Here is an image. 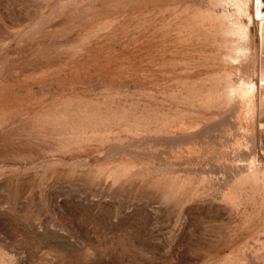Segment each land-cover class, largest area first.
<instances>
[{"label": "rangeland", "instance_id": "obj_1", "mask_svg": "<svg viewBox=\"0 0 264 264\" xmlns=\"http://www.w3.org/2000/svg\"><path fill=\"white\" fill-rule=\"evenodd\" d=\"M256 6L0 0V264H264Z\"/></svg>", "mask_w": 264, "mask_h": 264}, {"label": "crops", "instance_id": "obj_2", "mask_svg": "<svg viewBox=\"0 0 264 264\" xmlns=\"http://www.w3.org/2000/svg\"><path fill=\"white\" fill-rule=\"evenodd\" d=\"M264 22V21H263ZM260 25L259 31V67L258 75L260 87L256 99V117L260 124L264 125V24Z\"/></svg>", "mask_w": 264, "mask_h": 264}, {"label": "bare ground", "instance_id": "obj_3", "mask_svg": "<svg viewBox=\"0 0 264 264\" xmlns=\"http://www.w3.org/2000/svg\"><path fill=\"white\" fill-rule=\"evenodd\" d=\"M258 6H256L255 8V12H254V19L259 20L260 24L264 21V13L262 11V9L260 8L261 6V1L258 2ZM260 5V6H259Z\"/></svg>", "mask_w": 264, "mask_h": 264}, {"label": "built area", "instance_id": "obj_4", "mask_svg": "<svg viewBox=\"0 0 264 264\" xmlns=\"http://www.w3.org/2000/svg\"><path fill=\"white\" fill-rule=\"evenodd\" d=\"M253 1H254V5H255V6H256V5L258 6V4H259L258 2H260V1H262V0H253ZM261 4H262V3H261ZM259 6H260V5H259Z\"/></svg>", "mask_w": 264, "mask_h": 264}]
</instances>
